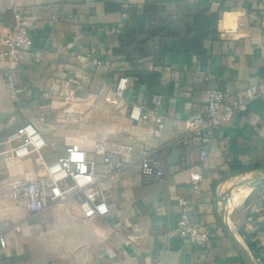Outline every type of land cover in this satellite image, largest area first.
I'll return each mask as SVG.
<instances>
[{
	"label": "crops",
	"instance_id": "crops-1",
	"mask_svg": "<svg viewBox=\"0 0 264 264\" xmlns=\"http://www.w3.org/2000/svg\"><path fill=\"white\" fill-rule=\"evenodd\" d=\"M16 11L31 20L33 55L14 65L0 54V262L246 264L223 221L229 212L240 242L264 264V96L236 110L211 142H180L210 89L225 90L235 103L264 78V0H0V32L15 24ZM135 72L141 82L118 105L107 103L120 76ZM154 92L164 96L159 136L153 122L129 117L132 103L151 106ZM30 122L46 139V162L72 144L96 160L109 214L83 219L75 196L41 212L29 206L20 188L46 171L35 154L15 157L7 138ZM101 138L133 142L136 157L150 151L164 164L165 179L144 183L138 161L109 168L95 152ZM193 168L203 174L198 192L191 189ZM230 187L224 207L219 196ZM179 197L191 198L195 224L210 232L205 246L178 234ZM117 227L122 236L113 234Z\"/></svg>",
	"mask_w": 264,
	"mask_h": 264
},
{
	"label": "built area",
	"instance_id": "built-area-1",
	"mask_svg": "<svg viewBox=\"0 0 264 264\" xmlns=\"http://www.w3.org/2000/svg\"><path fill=\"white\" fill-rule=\"evenodd\" d=\"M16 22L13 26L0 32V54L3 58L19 65L33 55V37L31 35V20L21 11H16ZM7 89L11 97H17L15 73L8 70L5 73ZM138 80L136 75H122L117 84L105 96L109 104L118 105L125 99V93L132 91ZM228 93L220 88H212L208 92L207 103L203 111L186 120V136L180 142L187 143L189 136H197L203 143L213 140L216 129L225 122H229L238 109H244L251 99L264 96V78L257 84L246 89L247 100L228 103ZM151 106L142 101L132 103L129 117L135 123L151 121L154 124V134L159 136L165 126L166 115L162 111L164 96L154 92L151 96ZM7 142L11 146V153L15 157L36 155V164L45 169V174L25 182L21 186L22 195L35 212L46 210L49 206L71 197L80 200L83 219L94 216H104L110 213L111 207L107 200V193L100 184L97 173L96 160L90 159L86 150L78 144L69 145L66 152L54 162L48 163L44 159L43 148L46 139L34 123H27L8 135ZM95 152L103 157L106 165L111 168L125 167L136 161L140 164V173L144 183L162 181L166 177L164 164L154 158L150 151H144L139 157L135 156V144L131 141H119L101 138L95 143ZM208 155L206 149L201 150V158ZM70 179L72 185L64 187L65 180ZM191 189L198 192L202 189L203 174L198 169L190 171ZM178 234L188 238L198 246H205L211 237L208 230L197 226L193 220L191 198L179 197ZM4 223L0 222V227ZM9 227L20 229L18 224H8ZM113 234L123 235L122 227L114 229ZM0 242L6 245V238L0 234ZM126 245L131 238H124ZM0 264H4L0 262Z\"/></svg>",
	"mask_w": 264,
	"mask_h": 264
},
{
	"label": "water",
	"instance_id": "water-1",
	"mask_svg": "<svg viewBox=\"0 0 264 264\" xmlns=\"http://www.w3.org/2000/svg\"><path fill=\"white\" fill-rule=\"evenodd\" d=\"M232 192H233V187H230L224 194L219 196V201H222L224 203V205H225L224 207H226L228 200L232 197ZM223 221H224L225 227H226L229 235L231 236V238L234 240L237 247L239 248V250H240V252L244 258L245 263L246 264H258L253 259V257L250 255L248 249L240 242V240L238 239V236L236 235V233L232 230V228L228 224L225 215L223 217Z\"/></svg>",
	"mask_w": 264,
	"mask_h": 264
},
{
	"label": "trees",
	"instance_id": "trees-1",
	"mask_svg": "<svg viewBox=\"0 0 264 264\" xmlns=\"http://www.w3.org/2000/svg\"><path fill=\"white\" fill-rule=\"evenodd\" d=\"M212 16H213V20L216 21V19H217V17H218V14H217V13H213ZM128 75H129V74H128ZM131 75H136V76L138 77V80H137V82H136V84H135V87H136V85L139 84V83L141 82V76H140V73L135 72L134 74L132 73Z\"/></svg>",
	"mask_w": 264,
	"mask_h": 264
},
{
	"label": "bare ground",
	"instance_id": "bare-ground-1",
	"mask_svg": "<svg viewBox=\"0 0 264 264\" xmlns=\"http://www.w3.org/2000/svg\"><path fill=\"white\" fill-rule=\"evenodd\" d=\"M225 217H226L227 222H229L230 221L229 212L227 214L225 213Z\"/></svg>",
	"mask_w": 264,
	"mask_h": 264
}]
</instances>
